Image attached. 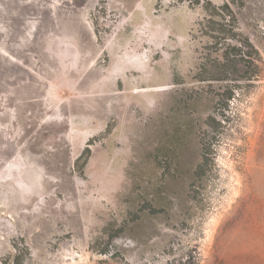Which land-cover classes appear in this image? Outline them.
Masks as SVG:
<instances>
[{
  "label": "rangeland",
  "instance_id": "1",
  "mask_svg": "<svg viewBox=\"0 0 264 264\" xmlns=\"http://www.w3.org/2000/svg\"><path fill=\"white\" fill-rule=\"evenodd\" d=\"M203 1L0 0V264H264V76L198 81Z\"/></svg>",
  "mask_w": 264,
  "mask_h": 264
},
{
  "label": "trees",
  "instance_id": "2",
  "mask_svg": "<svg viewBox=\"0 0 264 264\" xmlns=\"http://www.w3.org/2000/svg\"><path fill=\"white\" fill-rule=\"evenodd\" d=\"M202 4L204 15L197 29L209 42L205 64L197 74L198 81L260 80L264 76V60L250 38L238 34L239 19L234 12L237 0H228L219 6L207 0Z\"/></svg>",
  "mask_w": 264,
  "mask_h": 264
}]
</instances>
